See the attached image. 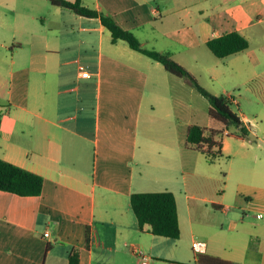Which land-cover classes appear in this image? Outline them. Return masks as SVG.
Listing matches in <instances>:
<instances>
[{
	"label": "crops",
	"instance_id": "obj_1",
	"mask_svg": "<svg viewBox=\"0 0 264 264\" xmlns=\"http://www.w3.org/2000/svg\"><path fill=\"white\" fill-rule=\"evenodd\" d=\"M81 1L144 48L169 53L205 88L206 78H264V0ZM48 2L0 0V37L13 40L0 67V159L44 179L40 196L0 191V264H69L74 252L80 264H142L139 253L148 264H264L263 127L240 114L253 141L238 136L229 154L240 160L232 187L208 198L203 174L204 190L192 194L187 176L208 158L187 146L199 113L189 82L113 43L100 19ZM232 32L249 48L217 58L207 43ZM226 137L220 157L231 149ZM163 192L175 195L179 239L140 230L132 211L133 194ZM198 240L206 253L193 252Z\"/></svg>",
	"mask_w": 264,
	"mask_h": 264
},
{
	"label": "trees",
	"instance_id": "obj_2",
	"mask_svg": "<svg viewBox=\"0 0 264 264\" xmlns=\"http://www.w3.org/2000/svg\"><path fill=\"white\" fill-rule=\"evenodd\" d=\"M51 5L64 8L75 14L100 19L111 32L113 43L123 40L130 48L147 56L164 66L165 70L177 78L187 80L210 104L209 116L215 128L191 126L187 132L189 149L203 153L212 163L217 156H222L225 133L231 128L244 138H250L241 119L231 110L233 99L226 96H214L205 90L197 78L177 63L169 53H161L142 46L138 38L130 31L123 29L114 18L97 10L85 7L81 0H48ZM208 49L219 59L227 58L249 48L248 40L238 32L225 34L210 40ZM44 187V179L32 172L0 159V191L22 197L40 196ZM131 208L136 216L140 230L148 225L154 236L179 239L181 235L178 209L175 195L172 192L136 193L131 196ZM69 264H80V256L74 252L69 257Z\"/></svg>",
	"mask_w": 264,
	"mask_h": 264
},
{
	"label": "rangeland",
	"instance_id": "obj_3",
	"mask_svg": "<svg viewBox=\"0 0 264 264\" xmlns=\"http://www.w3.org/2000/svg\"><path fill=\"white\" fill-rule=\"evenodd\" d=\"M47 1V0H43ZM20 4L33 3L35 0H17ZM49 3V2H48ZM51 4H48V7ZM11 11V10H10ZM43 11V10H42ZM48 8L42 12V14L48 13ZM12 15V14H11ZM13 51V40L11 38L0 37V67L5 69L8 60L10 59L11 53ZM200 83V82H199ZM203 84L213 90L216 94L214 95L210 90L205 88L201 83L200 85L211 93L214 96H226L231 97L233 99V103L231 104V110L238 116L242 114L243 116H247L249 119L253 120L255 125L258 124L264 129V118L261 119V115H264V78H256L251 83L241 84L235 81H222L219 80H211L206 78L203 81ZM189 91H192L195 98L188 99V102L197 101L199 107V113L197 117H194L193 122L201 127L214 126L215 124L211 120L209 116L210 104L206 98H204L191 84L189 83ZM191 100V101H190ZM234 101H237L238 104H234ZM4 114V112H3ZM190 120V119H189ZM264 133V132H263ZM231 136L226 137L228 143L231 145L230 151L226 156L220 157L217 156L213 163H208L204 156H201L198 164V170L192 174L187 176L190 183L196 184L195 193L197 194L198 190L203 191L204 188L201 187L203 174H209L211 176V180L209 183V192L205 193L204 196L208 198H213L217 194H222L226 187H232L234 179L238 176V162L240 161L238 156L229 155L231 150L233 152H237L239 150V143L241 136L235 128H231L229 131ZM224 137V138H225ZM250 141V138H246ZM261 144L263 147V151L261 152L262 156H264V137L261 139ZM256 143V142H255ZM195 160V159H194ZM195 162V161H194ZM194 164V163H193ZM191 173V171H189ZM252 175L245 174L242 176V180L244 183H248L251 181ZM230 194V189L227 190V196ZM200 241V240H198ZM204 242V241H203Z\"/></svg>",
	"mask_w": 264,
	"mask_h": 264
},
{
	"label": "built area",
	"instance_id": "obj_4",
	"mask_svg": "<svg viewBox=\"0 0 264 264\" xmlns=\"http://www.w3.org/2000/svg\"><path fill=\"white\" fill-rule=\"evenodd\" d=\"M79 69L81 71V75L83 78H90L91 77L90 73H88L84 67L81 66ZM45 236L48 237V234H46ZM192 250L196 255L204 254L207 251V243H205L203 241H195L192 244ZM139 254H140V257L142 259V264H148L150 261V258L147 257L146 255H144L143 253H139Z\"/></svg>",
	"mask_w": 264,
	"mask_h": 264
}]
</instances>
